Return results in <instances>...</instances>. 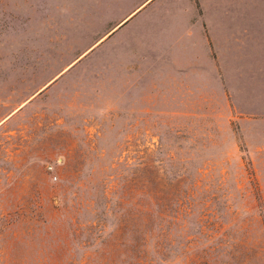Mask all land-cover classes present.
<instances>
[{
	"label": "rangeland",
	"instance_id": "obj_1",
	"mask_svg": "<svg viewBox=\"0 0 264 264\" xmlns=\"http://www.w3.org/2000/svg\"><path fill=\"white\" fill-rule=\"evenodd\" d=\"M0 264H264V0H0Z\"/></svg>",
	"mask_w": 264,
	"mask_h": 264
}]
</instances>
